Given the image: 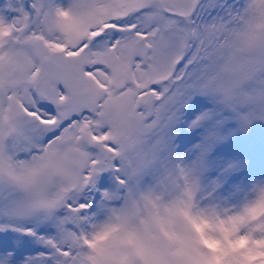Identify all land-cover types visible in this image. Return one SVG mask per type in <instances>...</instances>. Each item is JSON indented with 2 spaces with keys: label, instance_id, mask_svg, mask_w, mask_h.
I'll list each match as a JSON object with an SVG mask.
<instances>
[{
  "label": "snow or ice",
  "instance_id": "1",
  "mask_svg": "<svg viewBox=\"0 0 264 264\" xmlns=\"http://www.w3.org/2000/svg\"><path fill=\"white\" fill-rule=\"evenodd\" d=\"M0 264H264V0H0Z\"/></svg>",
  "mask_w": 264,
  "mask_h": 264
}]
</instances>
